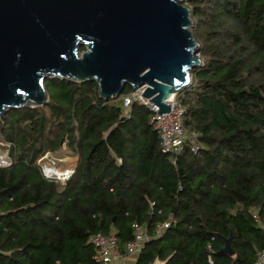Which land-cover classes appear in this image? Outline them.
Masks as SVG:
<instances>
[{
    "label": "trees",
    "instance_id": "1",
    "mask_svg": "<svg viewBox=\"0 0 264 264\" xmlns=\"http://www.w3.org/2000/svg\"><path fill=\"white\" fill-rule=\"evenodd\" d=\"M181 2L202 65L175 95L187 139L174 164L152 113L122 107L130 88L106 101L94 81L47 78L44 105L0 120L13 159L0 169V264H97L88 237L114 232L123 251L133 224L148 237L137 264H254L264 249V0ZM63 147L77 157L73 174L44 178L37 161ZM230 236L232 257L219 252Z\"/></svg>",
    "mask_w": 264,
    "mask_h": 264
},
{
    "label": "water",
    "instance_id": "2",
    "mask_svg": "<svg viewBox=\"0 0 264 264\" xmlns=\"http://www.w3.org/2000/svg\"><path fill=\"white\" fill-rule=\"evenodd\" d=\"M191 26L181 0H0V120L44 105L47 78L94 81L106 101L143 87L166 114L202 65Z\"/></svg>",
    "mask_w": 264,
    "mask_h": 264
},
{
    "label": "built area",
    "instance_id": "3",
    "mask_svg": "<svg viewBox=\"0 0 264 264\" xmlns=\"http://www.w3.org/2000/svg\"><path fill=\"white\" fill-rule=\"evenodd\" d=\"M196 57L200 58L198 54H196ZM143 91V87L133 92L130 90L120 98L121 105L124 109L129 108L132 104L143 105L152 113L151 124L159 135L160 151L162 154L171 156L172 163L174 164L175 158L180 154L184 142L187 139L182 126L185 109L176 101L175 96H173L171 97L170 103H165L169 106V112L157 115L156 111L158 108L151 105L148 99L140 96ZM1 146H3L2 143H0V169L9 168L13 164V159L6 150L1 149ZM191 150L192 152H196L198 146L196 144L193 145ZM54 157L52 154L47 153L37 161V164L44 178L64 182L73 174L77 160H72L73 162L69 163L62 170H55L56 163L64 160L55 159ZM169 225V220L158 223L154 229L155 236H160ZM262 228L264 230V224ZM133 234V239L125 245L123 251L117 248V240L114 232L90 235L88 237V243L94 249V262L97 264H115L117 261L124 262L129 256L138 255L144 248L148 237L146 230L137 224H133ZM208 264H212L210 257H208ZM254 264H264V249L257 253Z\"/></svg>",
    "mask_w": 264,
    "mask_h": 264
},
{
    "label": "rangeland",
    "instance_id": "4",
    "mask_svg": "<svg viewBox=\"0 0 264 264\" xmlns=\"http://www.w3.org/2000/svg\"><path fill=\"white\" fill-rule=\"evenodd\" d=\"M192 27V26H191ZM198 49V48H197ZM55 156V159H62L64 161H60L58 163H56V168L55 170H62L65 168V166H68L69 163L73 162L72 160L68 159V157L65 156H69L68 154V150L65 149V147H63L58 153L57 155H53ZM71 157V156H70ZM70 161V162H69Z\"/></svg>",
    "mask_w": 264,
    "mask_h": 264
},
{
    "label": "crops",
    "instance_id": "5",
    "mask_svg": "<svg viewBox=\"0 0 264 264\" xmlns=\"http://www.w3.org/2000/svg\"><path fill=\"white\" fill-rule=\"evenodd\" d=\"M68 154H69V152H68ZM68 159L77 160V157L68 156ZM136 262H137V255H132V256H129L124 262L117 261V262H115V264H137ZM153 264H163V263L160 261H156Z\"/></svg>",
    "mask_w": 264,
    "mask_h": 264
}]
</instances>
